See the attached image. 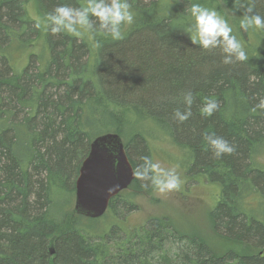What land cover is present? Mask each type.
Returning a JSON list of instances; mask_svg holds the SVG:
<instances>
[{"label":"trees","instance_id":"obj_1","mask_svg":"<svg viewBox=\"0 0 264 264\" xmlns=\"http://www.w3.org/2000/svg\"><path fill=\"white\" fill-rule=\"evenodd\" d=\"M250 2L264 17V0ZM32 3L46 20L58 6L86 0H0V264H264V170L255 161L264 147V110L253 111L264 99V29L244 31L235 0H128L134 21L122 26L123 39L83 30L54 37L46 27L35 54L42 27H35ZM193 4L228 23L246 61L224 64L221 49L191 43ZM188 92L192 116L180 123L174 112L185 111ZM205 98L219 105L211 117L200 112ZM107 133L123 139L134 170L142 156L154 162L150 140L181 150L188 177L220 187L213 231L259 252L215 253L166 219L124 228L136 210L125 191L101 218L75 214L80 167L91 142ZM205 133L235 153L214 158ZM143 183L135 178L130 188L152 190Z\"/></svg>","mask_w":264,"mask_h":264},{"label":"clouds","instance_id":"obj_2","mask_svg":"<svg viewBox=\"0 0 264 264\" xmlns=\"http://www.w3.org/2000/svg\"><path fill=\"white\" fill-rule=\"evenodd\" d=\"M238 9H244V15L240 27L247 31L250 28L264 29V17L253 14L254 4H245L240 0H235ZM191 16L194 18L195 38H191L193 45H199L206 51L221 49L224 53V64L243 62L248 59L241 43L236 36L232 35V28L219 16L215 10L193 4L190 7ZM46 27L52 36L67 34L73 37H81L82 30L89 34L100 33L110 35L114 40L123 39L121 28L124 25H131L134 16L128 0H86L82 7L58 6L46 16ZM39 29L40 24L35 25ZM96 47H100L96 44ZM194 97L191 92L184 96L185 111L176 110L174 118L184 123L192 116V105ZM218 103L214 99L205 98L203 107L200 108L201 115L211 117L218 110ZM264 110V99L253 108ZM204 140L212 150L214 158H222L225 155H233L235 147L215 133H205ZM142 160L135 172L136 179L144 182L143 186L150 185L161 195L178 192L182 181L177 173L179 165L169 169L161 166L158 162H153L150 157L142 156Z\"/></svg>","mask_w":264,"mask_h":264},{"label":"rangeland","instance_id":"obj_3","mask_svg":"<svg viewBox=\"0 0 264 264\" xmlns=\"http://www.w3.org/2000/svg\"><path fill=\"white\" fill-rule=\"evenodd\" d=\"M30 12L33 19L42 27V35L36 40L31 50L32 53L39 54L44 46L46 20L39 12L36 3L30 5ZM24 60H27V57ZM24 60L23 64H26ZM17 69L21 71L19 64ZM147 128L150 129V127ZM137 131L140 132L141 129ZM155 141L154 143L153 140L149 141L154 162L160 163L166 169L179 165L177 173L182 181L181 188L178 192L166 195L159 194L154 188L151 191L129 188L123 196L136 203V210L127 215L122 226L134 229L152 218L166 219L180 233L204 240L215 253L221 250H224L221 252L231 250L238 254L259 252L246 245L231 243L213 231L210 213L219 202L220 187L210 184L202 176L188 177L183 165L186 155L166 140ZM255 158L256 163L264 170V147L260 146L257 149ZM109 217L111 218V214L108 213L100 222L101 230L105 231Z\"/></svg>","mask_w":264,"mask_h":264},{"label":"water","instance_id":"obj_4","mask_svg":"<svg viewBox=\"0 0 264 264\" xmlns=\"http://www.w3.org/2000/svg\"><path fill=\"white\" fill-rule=\"evenodd\" d=\"M134 172L118 134L107 133L95 138L79 170L74 213L90 219L104 216L111 200L133 184Z\"/></svg>","mask_w":264,"mask_h":264}]
</instances>
